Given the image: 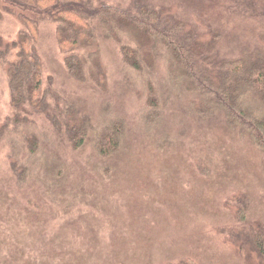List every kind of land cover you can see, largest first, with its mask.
Listing matches in <instances>:
<instances>
[{"label":"rangeland","instance_id":"obj_1","mask_svg":"<svg viewBox=\"0 0 264 264\" xmlns=\"http://www.w3.org/2000/svg\"><path fill=\"white\" fill-rule=\"evenodd\" d=\"M98 1L129 6L133 0ZM148 1L204 42L216 39L222 58L264 56V0ZM19 30V22L4 15L0 38L12 41ZM40 34L44 80L51 78L53 91L94 120L110 113L127 128L120 153L103 164L86 161L84 149L76 158L44 119L33 116L42 151L28 155L35 171L24 184L8 169L0 144V264H253L248 246L228 237L264 229L262 154L220 120L196 128L200 122L179 102L166 111L172 125L157 123L158 132L147 134V123H137L145 112L144 83L123 86L114 45L104 44L108 88L100 91L67 77L53 27L42 26ZM156 71L162 80L163 69ZM9 113L0 71V126ZM51 156L63 162L61 173L48 162ZM77 184L91 199L68 209Z\"/></svg>","mask_w":264,"mask_h":264},{"label":"trees","instance_id":"obj_2","mask_svg":"<svg viewBox=\"0 0 264 264\" xmlns=\"http://www.w3.org/2000/svg\"><path fill=\"white\" fill-rule=\"evenodd\" d=\"M6 14L19 22L20 30L12 41L0 38V71L7 78L10 103V113L0 126V144L7 148V167L18 182L24 184L35 171L28 155L42 151L33 116L44 119L76 158L84 149L86 161L103 164H110L109 159L120 153L127 128L123 119L110 113L103 121L94 120L78 104L56 94L51 78L45 82L38 48L45 25L53 27L67 77L81 84L90 82L100 91L108 88L104 44L114 45L123 86L137 79L144 83L145 112L137 123H147V134L158 132L157 123L171 126L167 109L173 102L183 103L200 122L196 128L220 120L258 150L264 173V56L222 58L215 49L216 39L204 42V36L195 34L183 20L148 0H133L129 6L98 0H0V21ZM158 67L164 71L162 80H157ZM22 158L27 159L21 163ZM51 158L48 162L61 173L63 162ZM199 169L208 175L206 166ZM74 186L78 193L68 209L91 199L79 184ZM228 239L241 247L246 244L253 264H264V229L243 239Z\"/></svg>","mask_w":264,"mask_h":264}]
</instances>
